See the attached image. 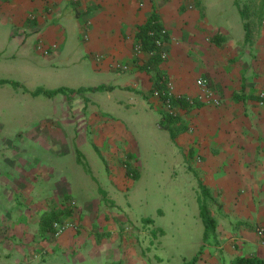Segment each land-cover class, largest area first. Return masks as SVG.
I'll return each instance as SVG.
<instances>
[{
	"label": "crops",
	"instance_id": "crops-1",
	"mask_svg": "<svg viewBox=\"0 0 264 264\" xmlns=\"http://www.w3.org/2000/svg\"><path fill=\"white\" fill-rule=\"evenodd\" d=\"M210 2L4 1L0 25L6 28L7 43L25 56L30 44L49 48L47 54L38 50L45 56L44 66L62 80L58 88L84 92L54 96L61 104L57 121L43 123L29 136L42 144V160H20V149H13L18 163L5 174L0 171V264L123 263L117 254L131 228L100 216V209L108 214L101 201L114 200L112 193L100 188L101 198L85 207L77 199L85 194L84 187L73 185H80V178L60 177V169L68 168L62 157L75 154L83 165L79 144L88 140L105 163L113 190L139 177L137 143L119 113L141 119L157 115L176 151L187 158L195 152L197 166L214 176L200 178L204 195L197 198L215 219L216 237L203 239L205 250L194 264L264 258L258 233L264 229V101L259 98L264 92V16H207ZM30 13L35 21L26 19ZM154 13L169 32L168 58L160 67L176 95L196 99L201 93L197 80L205 78L221 101L220 106L177 104L175 115L188 129L171 126L175 137L165 128L163 101L152 92L153 73L145 67L151 56L147 51L136 56L134 49L139 28ZM0 80L6 81L0 85L10 82ZM99 86L103 89L92 90ZM130 166L134 175L127 170ZM65 210L72 211L65 221L74 226L59 237L44 232L45 217ZM139 238L133 234L125 239L142 248Z\"/></svg>",
	"mask_w": 264,
	"mask_h": 264
},
{
	"label": "rangeland",
	"instance_id": "rangeland-1",
	"mask_svg": "<svg viewBox=\"0 0 264 264\" xmlns=\"http://www.w3.org/2000/svg\"><path fill=\"white\" fill-rule=\"evenodd\" d=\"M211 1L207 16H215V12H221L218 16H264L263 0H217V4L216 0ZM3 3L0 0V12L4 9ZM26 19L32 22L36 16L30 13ZM29 46V55H22L20 49L7 43L6 28L0 25V51H4L0 52V79L10 81L0 85V171L3 174L18 163L13 149H20V160H26L27 156L42 160V144L29 136L37 133L43 123L57 121V107L61 105L58 96L55 100L43 93L34 94L40 89L57 90L62 80L44 66L45 56L38 48L33 49V44ZM13 53L16 54L8 59ZM112 111L109 109L106 113L111 115ZM119 114L137 143L139 177H130L113 190L107 167L89 143V136H86L87 143L79 144L84 154L83 165L77 163L75 154L62 157L60 161L68 168L60 169V177L80 178L81 184L73 185L75 189L84 187L85 194L77 199L85 203V207L101 198L102 195H98L100 188L112 193L115 201L103 199L101 203L108 214L100 209V216L126 222L131 229L123 236L139 235L142 247L132 246L123 237L117 259L124 264H193L205 250L201 246L205 230L200 216L202 199L197 198L204 193L199 181L214 176L208 177L203 167L197 166L200 160L194 159L195 152L187 158L181 151H176L169 132L159 127L157 115H146L141 119ZM181 126L186 132L187 126L183 123ZM78 137L82 139V136ZM24 149L27 152H23ZM206 207L209 210L208 205Z\"/></svg>",
	"mask_w": 264,
	"mask_h": 264
},
{
	"label": "trees",
	"instance_id": "trees-1",
	"mask_svg": "<svg viewBox=\"0 0 264 264\" xmlns=\"http://www.w3.org/2000/svg\"><path fill=\"white\" fill-rule=\"evenodd\" d=\"M2 1H8V0H2ZM160 27H162V24L160 23V21L158 20V17L156 15V13H154L150 19L148 20V22H146V24H144L143 26H141L139 28V31L136 35V42H141L144 50L147 52H154V54L151 56L149 62L147 63L146 70L148 72L153 73V80H154V84H153V88H152V92L153 93H162L164 90V85H165V79L166 76L164 74V72L161 70V63L163 62L160 54H161V49H158L155 47V42H154V38L152 36H150V31L155 30V29H159ZM169 36L167 37V42H168ZM165 49L167 50V46L165 47ZM6 83V81L4 80H0V84H4ZM96 89H103V86H99L96 88H92V90H96ZM81 90H67L66 88H58L57 90L54 91H47V90H37L36 92H34L35 95H40V94H44L46 96L49 97H54L58 94L61 93H78ZM162 97V96H161ZM161 100L164 102V98L162 97ZM261 101H264V99L260 98ZM177 104H181L184 107H193V104H191L188 100H185L181 97H176L173 100V106L175 107ZM165 128L169 129L172 137H175V132L173 128H170L171 126H175V127H181V120L179 117H177L175 114H170V113H166L165 114ZM129 174L134 175V168L132 166H130V168H127ZM72 211L71 210H65V211H59V212H55L51 215H48L45 217L44 219V232H51L54 234V224L56 222H64L65 219L67 217H69L71 215ZM200 216L202 218V221L204 223L205 226V230H204V242L208 241L209 239L215 238L216 237V222L215 219L213 218V216L210 214L209 210L207 209L206 205H202L201 206V212H200ZM197 261V257L193 260V264ZM111 264H123L122 262H114ZM233 264H264V258H259V257H246V256H239L237 257L234 261Z\"/></svg>",
	"mask_w": 264,
	"mask_h": 264
},
{
	"label": "built area",
	"instance_id": "built-area-1",
	"mask_svg": "<svg viewBox=\"0 0 264 264\" xmlns=\"http://www.w3.org/2000/svg\"><path fill=\"white\" fill-rule=\"evenodd\" d=\"M149 34L154 38L155 47L161 49L160 57L162 61H165L168 58V50L165 49L168 43L167 42V37L169 36L168 30L164 26H162L158 30L155 29L150 31ZM37 48L42 50L46 54L49 52V48H43L42 44L40 45L37 44ZM134 49L136 56L141 55L145 51L141 42H136ZM149 54L150 56H152L154 52H149ZM120 67L122 69L127 68L126 66H120ZM197 85L201 88V93L199 94V96L196 99H186V100H188L193 105L196 104L197 102L206 105H213V106L221 105L220 99L216 96L214 90L212 89L207 79L201 78L197 80ZM164 86L165 87L163 92L157 94L160 96V98L162 97L164 98L163 104L166 107L167 112L170 114H175V107L173 106V100L178 96L176 95L174 84L166 78ZM261 98L264 99V92L261 93ZM72 204L75 205V202H73ZM73 226L74 224H72L69 221L56 222L54 224V236L55 237L61 236L66 229ZM258 233L264 245V229L263 228L260 229Z\"/></svg>",
	"mask_w": 264,
	"mask_h": 264
}]
</instances>
